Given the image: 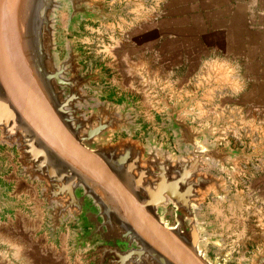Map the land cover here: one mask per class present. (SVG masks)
<instances>
[{"label":"water","instance_id":"obj_1","mask_svg":"<svg viewBox=\"0 0 264 264\" xmlns=\"http://www.w3.org/2000/svg\"><path fill=\"white\" fill-rule=\"evenodd\" d=\"M106 1L0 0V149L14 150L20 174L40 183L53 238L75 221L73 248H88L90 264H226L208 256L221 236L198 225L196 210L210 195L225 200L223 174L257 154L209 144L214 129L189 122L191 100H162L170 141L136 139L132 103L107 99L96 86L102 70L85 72L75 38L55 41L59 12L78 34L83 22L113 17ZM249 264H264V248Z\"/></svg>","mask_w":264,"mask_h":264},{"label":"crops","instance_id":"obj_2","mask_svg":"<svg viewBox=\"0 0 264 264\" xmlns=\"http://www.w3.org/2000/svg\"><path fill=\"white\" fill-rule=\"evenodd\" d=\"M104 7L114 14L110 21L83 23L73 37L88 70H102L110 101H131L159 120L163 99H192L193 112L223 116L220 124L190 121L214 128L216 141L264 146V0H107ZM150 125L159 142L169 141L165 125ZM12 152L0 149L10 203L0 211V264H90L88 248H73L74 220L54 238L47 230L41 185L20 174ZM254 189L264 207V188ZM204 208L214 213L212 204Z\"/></svg>","mask_w":264,"mask_h":264},{"label":"rangeland","instance_id":"obj_3","mask_svg":"<svg viewBox=\"0 0 264 264\" xmlns=\"http://www.w3.org/2000/svg\"><path fill=\"white\" fill-rule=\"evenodd\" d=\"M58 17H59V24L56 26L57 29L56 38H55L56 43H63L67 38L68 39L71 37L75 38L73 37L74 35H80L82 33L81 32L77 34L66 30V21H67L66 12L64 11L59 12ZM111 19H109L108 21H110ZM83 23H89V22H83ZM58 50L60 51L59 57L61 59L64 56V47H58ZM85 60L86 58L82 62V64L84 65V70L85 72H90L87 66H85L84 64ZM93 70H91V72ZM103 79H104V75L102 76L100 82L96 86L102 88V92L105 93V89L101 86ZM105 94H107V99L109 100L108 93ZM188 100L192 101V99H187L184 102ZM123 102L117 104H122ZM131 103L134 107L133 102ZM161 104L163 106L162 101L159 102L160 105L159 110H161V112L159 113L160 114L159 120H158V116L156 117L154 116V114H150V113L148 115V112L145 111L143 108H140V110L139 109L136 110V108L134 107L135 109L134 114L138 116V121L136 123L140 124L142 127L140 131L136 132V139L140 141H144V139L147 137V134L151 133L155 135V133L149 127L152 126L150 125L151 123L155 125L156 124L165 125V129L167 130L166 128L167 121L165 119L166 109L164 106L162 107ZM195 110H197L196 107ZM191 112L192 114L189 115L190 121L196 122L199 125L206 124L208 121H214L219 124L221 123V121H223L222 119L223 116L219 114H215V116H212V114L209 115L206 112H202V111L193 112L191 110ZM141 120L145 122V125L147 126L146 128H144L143 124L141 123ZM204 126H209V125H204ZM168 133L170 134V138H169L170 141L172 134L169 131ZM214 136L215 135L213 130V135L208 140L209 144H216L222 146L224 143L230 141L227 140L223 142L225 139L223 137L216 141ZM157 137L159 140V137H161V135ZM262 137L259 138V140L264 142V138L262 139ZM230 143L233 148L244 147L246 148V151L248 153H256L257 156L253 157L251 160H243L237 163V168L234 171L232 177L229 176L227 173L223 174L226 177V182L228 185L227 186V189L229 190L228 196L226 197L225 200H221L212 195L208 196L205 200L206 201L205 204L202 205V207L199 210H196V218L198 225L202 227L207 234L221 236V240H222L221 243L219 244L211 243L207 245L208 248L207 254L210 258H215L216 261L220 263L225 262L226 264H231L230 260H232V264H234L233 261L234 262L239 261L242 264H249L250 256L253 255L254 251H258L264 248V207L262 206V203L259 200L260 199L259 195L254 189V188H264V146H261V144L252 145V142H248L251 143V145L248 147L245 145L239 146V144H233L231 141ZM8 150L11 151V149L9 148ZM12 151H13L12 154L14 156V159H16V154L14 150ZM15 165L19 167V165H17L16 162ZM6 172L7 171L4 170L3 174H5ZM216 173L221 174L218 171H216ZM34 183L40 185V183L38 182H34ZM208 203L212 204V208L214 212L209 216L207 215V213H205L204 210L205 209L204 207ZM165 218L169 220L171 224H173L172 208H169L167 210ZM208 223H213V226H216L219 232L213 233L210 232L207 228H205L204 225ZM218 251L219 253L221 252L222 254L221 255L222 258L220 259H218L214 255V253L215 252L217 253Z\"/></svg>","mask_w":264,"mask_h":264}]
</instances>
